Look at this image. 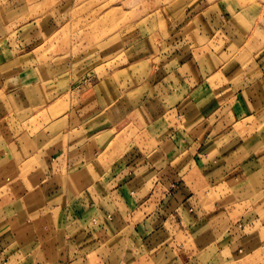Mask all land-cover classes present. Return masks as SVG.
I'll list each match as a JSON object with an SVG mask.
<instances>
[{
  "label": "crops",
  "instance_id": "crops-1",
  "mask_svg": "<svg viewBox=\"0 0 264 264\" xmlns=\"http://www.w3.org/2000/svg\"><path fill=\"white\" fill-rule=\"evenodd\" d=\"M53 1L0 0V264H264V32L196 4L79 53Z\"/></svg>",
  "mask_w": 264,
  "mask_h": 264
},
{
  "label": "rangeland",
  "instance_id": "rangeland-1",
  "mask_svg": "<svg viewBox=\"0 0 264 264\" xmlns=\"http://www.w3.org/2000/svg\"><path fill=\"white\" fill-rule=\"evenodd\" d=\"M214 2H222L230 10L232 5L264 32V0H63L62 19L63 23H73V35L85 47L79 49L82 53L116 31L128 32L138 21L143 20L145 26L151 15L166 21L193 5ZM53 4L52 0L50 6Z\"/></svg>",
  "mask_w": 264,
  "mask_h": 264
}]
</instances>
